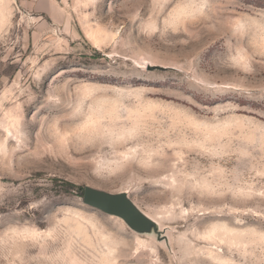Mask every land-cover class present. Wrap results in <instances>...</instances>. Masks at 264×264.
Instances as JSON below:
<instances>
[{
	"label": "rangeland",
	"instance_id": "rangeland-1",
	"mask_svg": "<svg viewBox=\"0 0 264 264\" xmlns=\"http://www.w3.org/2000/svg\"><path fill=\"white\" fill-rule=\"evenodd\" d=\"M143 3L63 0L53 20L0 0V264H121L129 243L135 264H264V114L246 102L264 91V0ZM129 13L158 32L132 39ZM217 40L227 69L194 60ZM190 67L226 90L190 105L150 82ZM86 185L126 191L160 231L84 204Z\"/></svg>",
	"mask_w": 264,
	"mask_h": 264
},
{
	"label": "snow or ice",
	"instance_id": "snow-or-ice-1",
	"mask_svg": "<svg viewBox=\"0 0 264 264\" xmlns=\"http://www.w3.org/2000/svg\"><path fill=\"white\" fill-rule=\"evenodd\" d=\"M101 7L106 8L107 3L109 0H99ZM113 3V12H116V6L118 3L121 4V7L124 9H129L134 6V0H111ZM153 5H156L159 3V0H152ZM141 7L147 6V0H145V3L140 5ZM170 6V5H169ZM204 7H207V4L204 5ZM262 15H264V8H262ZM202 19V17H200ZM193 19H196V17H193ZM128 20L132 21L131 28L132 33L131 37L134 40L137 41H143L145 36H153L158 32V29L153 26L151 22L148 23H142L143 21V15L140 16L139 19H137L135 16H132L130 13L128 14ZM137 28L139 30V35H137ZM200 40L194 38L193 44H195L197 47L199 46ZM220 41H214L210 42L209 44L205 45L204 48L200 49L199 52L194 56V60H197L200 65H203L206 61L208 62L209 68L212 67L213 64L219 69L224 68L227 69L230 67L229 61L225 58L224 52L222 50L217 49V44H219ZM191 46V45H190ZM211 55L212 59L209 60V56ZM264 58V57H262ZM231 61L235 64H240L241 62L245 61V58L243 56L240 57H231ZM243 66L246 70L248 69L247 63L244 62ZM177 79L172 80L171 83H169L168 79H165L162 83L159 79V77H153L150 79V82H155L157 84H160L161 87L164 85H168L171 89H176L180 92H187L188 96L192 97L191 101H188L191 105L192 102L195 100H200L201 103L205 102H214L211 101V96L213 94H219L220 92L226 90L225 88L217 87L216 85L206 83V81L210 78L209 75H207V72H201L197 68L190 67L187 71V73H184V69L180 68L176 73ZM63 78V77H61ZM50 103L41 105V109L43 111H52V110H59V105L56 102V93L55 91L52 92V94L49 96ZM250 104H252L255 107H260L262 109V114H264V91L261 92V95L259 97L252 96L248 101H246ZM39 103V101H37ZM33 165L38 163V160L32 161ZM43 188V185L46 183V181L40 182ZM44 191H47L46 188L43 189ZM17 199H21L24 201H27L28 199H31V197L26 193L24 189L19 190V195L17 196ZM46 202L41 201L39 202V206H45ZM38 205H33V207H37ZM46 210V209H45ZM260 227L264 229V224H261ZM261 239H264V233L261 234ZM119 255L121 259V264H135V253L131 252V244H125L120 247Z\"/></svg>",
	"mask_w": 264,
	"mask_h": 264
},
{
	"label": "water",
	"instance_id": "water-1",
	"mask_svg": "<svg viewBox=\"0 0 264 264\" xmlns=\"http://www.w3.org/2000/svg\"><path fill=\"white\" fill-rule=\"evenodd\" d=\"M147 69H164V67L149 65ZM82 202L106 214L121 218L135 232L160 231L158 222L144 213L126 191L112 192L86 185L83 188Z\"/></svg>",
	"mask_w": 264,
	"mask_h": 264
},
{
	"label": "crops",
	"instance_id": "crops-1",
	"mask_svg": "<svg viewBox=\"0 0 264 264\" xmlns=\"http://www.w3.org/2000/svg\"><path fill=\"white\" fill-rule=\"evenodd\" d=\"M63 0H16L18 9H22L29 14L46 15L55 20L57 16H62L64 7L60 4Z\"/></svg>",
	"mask_w": 264,
	"mask_h": 264
},
{
	"label": "trees",
	"instance_id": "trees-1",
	"mask_svg": "<svg viewBox=\"0 0 264 264\" xmlns=\"http://www.w3.org/2000/svg\"><path fill=\"white\" fill-rule=\"evenodd\" d=\"M63 184L66 185V186H69V187L73 186L72 183L67 182V181H63ZM77 189H79L80 194L83 195V187L80 186V187H77Z\"/></svg>",
	"mask_w": 264,
	"mask_h": 264
},
{
	"label": "bare ground",
	"instance_id": "bare-ground-1",
	"mask_svg": "<svg viewBox=\"0 0 264 264\" xmlns=\"http://www.w3.org/2000/svg\"><path fill=\"white\" fill-rule=\"evenodd\" d=\"M212 238V237H211Z\"/></svg>",
	"mask_w": 264,
	"mask_h": 264
}]
</instances>
